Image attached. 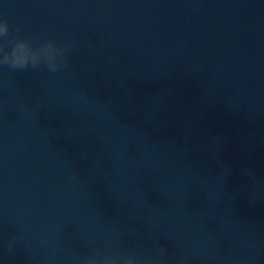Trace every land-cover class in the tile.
<instances>
[{
	"label": "water",
	"instance_id": "95a60500",
	"mask_svg": "<svg viewBox=\"0 0 264 264\" xmlns=\"http://www.w3.org/2000/svg\"><path fill=\"white\" fill-rule=\"evenodd\" d=\"M51 0H0V18L43 42ZM37 70L0 67V264H20L23 184Z\"/></svg>",
	"mask_w": 264,
	"mask_h": 264
},
{
	"label": "clouds",
	"instance_id": "9594fccd",
	"mask_svg": "<svg viewBox=\"0 0 264 264\" xmlns=\"http://www.w3.org/2000/svg\"><path fill=\"white\" fill-rule=\"evenodd\" d=\"M13 31L19 33V26L14 29L7 19L0 18V67L19 71L47 69L55 73L67 66L72 42L61 44L48 39L37 44L34 37L14 36ZM164 255L162 246L158 255L149 257L120 252L104 254L97 250L83 258L82 264H166ZM176 264H189V261L181 258Z\"/></svg>",
	"mask_w": 264,
	"mask_h": 264
}]
</instances>
